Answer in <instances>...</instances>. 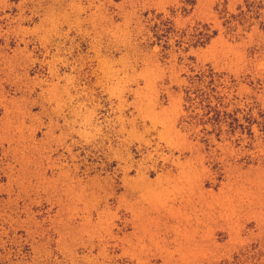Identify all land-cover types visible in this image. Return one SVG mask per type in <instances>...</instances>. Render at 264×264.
I'll return each mask as SVG.
<instances>
[{"label": "rangeland", "instance_id": "374dc122", "mask_svg": "<svg viewBox=\"0 0 264 264\" xmlns=\"http://www.w3.org/2000/svg\"><path fill=\"white\" fill-rule=\"evenodd\" d=\"M206 67L264 113V0H0V264L264 246V118L239 146L181 123Z\"/></svg>", "mask_w": 264, "mask_h": 264}, {"label": "trees", "instance_id": "16d2710c", "mask_svg": "<svg viewBox=\"0 0 264 264\" xmlns=\"http://www.w3.org/2000/svg\"><path fill=\"white\" fill-rule=\"evenodd\" d=\"M238 12V16H246L241 7L238 8ZM246 12L249 13V10ZM236 17L232 16L231 19ZM258 17L257 13L254 19ZM216 36L217 32L214 31L203 39L211 40ZM232 85L234 81H227L224 74L216 73L209 67L197 72L191 71V76L187 78V86L183 90L184 117L181 123H186L187 126L209 127L210 131L206 135L214 137L216 142H220L222 136L235 139L234 143L237 146L241 144L244 136L253 142L252 129L258 125V119L264 118V113L261 112L259 105L247 106L244 111L238 108L231 109L237 101L235 96H231ZM202 144L209 148L208 139ZM263 259L264 246L253 245L250 249L234 256L231 262L221 264H264Z\"/></svg>", "mask_w": 264, "mask_h": 264}]
</instances>
